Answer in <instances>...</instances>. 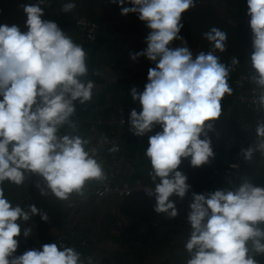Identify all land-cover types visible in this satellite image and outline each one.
Returning a JSON list of instances; mask_svg holds the SVG:
<instances>
[{
	"label": "clouds",
	"instance_id": "obj_1",
	"mask_svg": "<svg viewBox=\"0 0 264 264\" xmlns=\"http://www.w3.org/2000/svg\"><path fill=\"white\" fill-rule=\"evenodd\" d=\"M120 14H136L149 32L147 47L130 53L136 61L144 56L155 64L149 67L143 91L133 87L130 95L141 110L132 109L129 131L137 137L148 135L145 156L154 187L145 190L154 197V211L172 219L177 217L175 196L183 200L191 185L179 170L184 159L194 168L211 163L215 157L212 139L214 124L222 115L221 101L231 96L230 73L239 64L221 62L217 52L226 50L227 33L212 27L203 33L208 52L193 55L180 35L183 14L195 6L194 0H111ZM21 4L26 15V31L18 25H0V185L8 181L17 186L26 174L42 178L41 195L51 193L59 200L71 194H84L89 181H104L106 174L96 158L98 149H88L89 141L78 133L72 119L76 102H90L95 83L88 79L87 53L56 22L44 20L41 5ZM128 4L130 6H125ZM252 52L248 63L258 96L257 110L264 113V0H246ZM72 0L61 11L72 12ZM181 41L172 47V42ZM72 131L61 135L62 127ZM257 142L240 153L251 160L264 152V121H258ZM107 143V140L104 141ZM119 151L118 146L108 149ZM36 187H40L39 184ZM187 222L190 235L184 245L187 264H259L256 254H264V186L244 179L238 186L211 192L191 193ZM46 212L34 204L13 206L0 187V264H94L74 247L63 242L45 243L16 255L21 236L18 221L27 222ZM32 229L25 228L29 237Z\"/></svg>",
	"mask_w": 264,
	"mask_h": 264
},
{
	"label": "crops",
	"instance_id": "obj_2",
	"mask_svg": "<svg viewBox=\"0 0 264 264\" xmlns=\"http://www.w3.org/2000/svg\"><path fill=\"white\" fill-rule=\"evenodd\" d=\"M68 0H44L42 19L54 21L72 39L83 46L87 53L88 79L95 83L90 102L81 105L76 102V112L72 119L77 123L79 135L86 138L88 149L94 148L97 131L92 127L95 115H110L116 109L126 113L127 121L132 109L141 110L138 102L133 101L130 90L135 87L143 91L147 81L149 67L155 64L141 56L136 61L130 53L142 51L147 47L145 38L149 32L144 22L136 14H120V7L111 0H72L76 8L69 13L61 11L62 4ZM37 0H0V25H18L26 31V15L21 4H35ZM195 6L182 17L183 28L180 35L187 41L193 55L208 52L209 42L203 33L217 27L227 33L226 50L217 52L221 62L230 64L236 57L239 64L230 73L229 84L233 88V79L237 72L248 69V60L252 52L249 41L251 30L248 27L246 0H194ZM125 6H130L125 4ZM85 16L97 21L101 30L94 43L84 42L80 28L76 24L78 17ZM181 41L172 42V47L180 46ZM222 115L214 124V132L209 133L215 153L211 163L194 168L189 159L180 165L191 185L190 191L183 200L173 196L178 209L175 218L154 211V197L134 195L124 201L115 197L95 200L92 190L98 181H89L83 195L73 193L67 200H59L51 193L41 195L45 187L42 178L26 174L22 185L5 181L4 190L15 194L23 208L35 205L47 213L49 220L44 222L39 215L32 216L25 224L31 228V234L25 238L21 235L19 247L26 243L43 244L55 236L59 228L66 223H74L77 231L83 235L86 247L76 248L87 260L91 257L94 264H187L189 254L185 243L191 227L187 222L191 193L211 192L221 188L225 179L220 171V153L227 128L232 131L248 124L253 125L255 116L241 107L231 106V96L226 95L221 101ZM159 126L153 129L160 131ZM67 126L60 134L71 132ZM148 135L137 137L129 131L127 122L122 159L127 177L121 182L141 184L154 187L148 172L151 165L145 156L148 147ZM252 143V142H251ZM252 145V144H250ZM39 184L40 187H36Z\"/></svg>",
	"mask_w": 264,
	"mask_h": 264
},
{
	"label": "built area",
	"instance_id": "obj_3",
	"mask_svg": "<svg viewBox=\"0 0 264 264\" xmlns=\"http://www.w3.org/2000/svg\"><path fill=\"white\" fill-rule=\"evenodd\" d=\"M76 24L80 28L84 42L92 44L96 41L101 30L100 23L81 16L76 19ZM251 75L252 70L249 67L237 72L233 79L231 106L234 108L241 107L250 111L255 116V121L253 125L245 124L234 131H232V127L227 128L219 161L220 166L223 167L221 176L225 179V182L221 184V188L238 186L243 160L240 150L241 148H247L251 144L252 138L255 135L257 122L264 121V113L259 112L256 104L253 102L258 96V89L255 83L250 82L249 77ZM91 124L98 135L94 141V148L98 149L96 158L101 163L107 177L104 181H98L96 187L92 190L94 199L100 200L105 197H115L124 201L136 194L151 197L145 192L147 188L151 187L121 182V178L128 175L122 159V149L127 126L125 111L116 109L110 115L97 114ZM105 140H107V143L104 142ZM114 145L118 146L119 151L109 152L108 149ZM52 242H63L66 246L74 247L75 249L78 246L82 250L86 247V241L83 235L77 231L74 223L62 225L57 234L43 244ZM43 244L26 243L22 245L17 255L22 254L28 249L40 248ZM255 258L259 264H264V254H256Z\"/></svg>",
	"mask_w": 264,
	"mask_h": 264
},
{
	"label": "rangeland",
	"instance_id": "obj_4",
	"mask_svg": "<svg viewBox=\"0 0 264 264\" xmlns=\"http://www.w3.org/2000/svg\"><path fill=\"white\" fill-rule=\"evenodd\" d=\"M244 179H248L258 186H264V152H255L251 160H245L243 158L238 185Z\"/></svg>",
	"mask_w": 264,
	"mask_h": 264
},
{
	"label": "water",
	"instance_id": "obj_5",
	"mask_svg": "<svg viewBox=\"0 0 264 264\" xmlns=\"http://www.w3.org/2000/svg\"><path fill=\"white\" fill-rule=\"evenodd\" d=\"M223 167L220 166V171H222ZM5 197L12 203L13 206L19 205L22 207L21 202L19 201L18 197L15 194H12L8 192L7 190H4ZM23 208V207H22ZM21 225V235H23V230L25 229V224L27 222L24 221H18Z\"/></svg>",
	"mask_w": 264,
	"mask_h": 264
},
{
	"label": "trees",
	"instance_id": "obj_6",
	"mask_svg": "<svg viewBox=\"0 0 264 264\" xmlns=\"http://www.w3.org/2000/svg\"><path fill=\"white\" fill-rule=\"evenodd\" d=\"M249 41H250V43H251V35L249 36ZM256 139H257V137H256V134L253 136V138H252V143L251 144H253V143H255L256 142ZM242 168V167H241ZM240 172H241V170H240Z\"/></svg>",
	"mask_w": 264,
	"mask_h": 264
}]
</instances>
